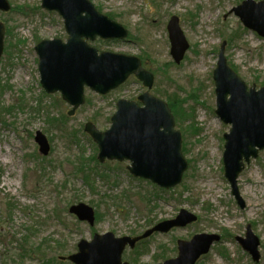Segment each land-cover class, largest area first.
I'll return each instance as SVG.
<instances>
[{
    "label": "rangeland",
    "instance_id": "374dc122",
    "mask_svg": "<svg viewBox=\"0 0 264 264\" xmlns=\"http://www.w3.org/2000/svg\"><path fill=\"white\" fill-rule=\"evenodd\" d=\"M8 1L10 8L0 10V22L5 24L0 57V82L5 85L0 94V264H74L61 256L77 252L81 239L90 241L95 233L108 231L137 236L176 217L182 208L198 219L154 232L134 248L127 246L122 259L130 264L161 263L178 255V240L207 233L220 239L196 264H264V150L238 177L245 203L241 207L223 167L224 133L231 125L215 112L213 71L224 42L228 64L248 87L264 85V37L233 11L243 0H91L100 12L127 28L129 36L97 37L90 43L144 57L155 75L151 93L167 103L166 96L174 100L176 94L175 104L183 101L188 109L187 118L176 121V128L191 162L181 183L168 189L133 176L129 160L100 162L97 143L84 130L88 121L102 131L109 128L117 101L136 99L146 90L142 83L131 76L105 95L87 87L85 103L69 115L71 105L61 93L42 87L35 49L43 39L67 40L63 17L44 8L42 0ZM175 15L189 42L179 64L171 55L167 28ZM190 110L201 129L197 134L183 131L190 129ZM51 116L62 123L54 126ZM38 130L51 145L47 154L39 150ZM79 202L92 206L94 224L69 211ZM248 224L260 240L258 260L237 239L246 237Z\"/></svg>",
    "mask_w": 264,
    "mask_h": 264
},
{
    "label": "water",
    "instance_id": "95a60500",
    "mask_svg": "<svg viewBox=\"0 0 264 264\" xmlns=\"http://www.w3.org/2000/svg\"><path fill=\"white\" fill-rule=\"evenodd\" d=\"M42 6L56 10L64 19L68 38L43 39L35 49L39 55L40 81L48 93L60 91L72 108L69 114L85 102V88L99 94H107L123 84L131 75L152 88L153 72L144 67L139 56L109 50L100 51L91 45L98 36L103 39H125L129 31L121 23L100 12L91 0H42ZM8 0H0V10H8ZM243 24L264 37V0H243L233 8ZM171 42V55L180 63L189 48V42L179 25V18L172 16L167 25ZM5 25L0 22V57L4 51ZM222 44L217 65L213 71L216 91V114L231 125L224 134L223 163L225 176L239 205H245L238 189V177L246 164L264 149V86L248 87L246 82L228 64ZM141 102V104L139 103ZM175 116L169 104L149 90L137 100L119 99L111 118V126L102 131L93 121L85 124V131L98 145V159L129 160L128 170L136 177L151 180L163 188L179 184L188 167L182 151V133L176 129ZM43 154L50 150L46 135L38 130L35 136ZM70 211L80 220L95 222L92 206L80 202ZM197 219V215L182 208L176 217L160 221L143 234L117 237L113 232L96 233L91 241L81 239L79 251L68 256L76 264H130L123 261L122 253L127 245L153 232H167L176 226H184ZM217 234L199 233L189 241L178 240L179 254L156 264H195L206 254ZM238 241L254 260L260 257L259 238L247 225L246 237Z\"/></svg>",
    "mask_w": 264,
    "mask_h": 264
},
{
    "label": "trees",
    "instance_id": "16d2710c",
    "mask_svg": "<svg viewBox=\"0 0 264 264\" xmlns=\"http://www.w3.org/2000/svg\"><path fill=\"white\" fill-rule=\"evenodd\" d=\"M110 15H113V14H110ZM142 60H143V63H144V65L147 67V68H149L148 67V64L146 63V60H145V58L144 57H142ZM150 69V68H149ZM5 85H3L1 82H0V94H1V92H3L4 91V89H3V87H4ZM155 92H157L158 94H160V95H162V96H166V92H161V91H156V89H155ZM174 96H175V99L174 100H172V99H170L169 97H168V95L166 96V99H167V101H168V103H169V106H170V108H171V110H172V112H173V114H174V116H175V118H176V121L178 122V121H180V119H183V118H187V116H188V109L187 108H185L184 106H183V99H181V105L180 104H178V106L175 104V101H177L178 99H179V96H177L176 94H174ZM14 106L15 105H12V106H9V107H7V109L8 110H11V109H13L14 108ZM177 107H179V108H177ZM38 109V108H37ZM190 113H191V115L193 116V120H192V123L189 125L190 126V129H183V131L185 132V133H187V131L189 132V133H193V134H197V133H199L200 131H201V129H199V127H198V123L197 122H195V114H194V111L193 110H190L189 111ZM49 121H51V123L54 125V126H59L61 123H62V120H58V118L57 117H55V116H51V117H49ZM186 150H187V147H186V144H184L183 145V152H185L186 153ZM92 158H94V156L92 157ZM95 159H96V161H97V158L95 157ZM191 161H189V163H190ZM85 166V164H83V167ZM79 170H84V169H80L79 168ZM87 174V173H86ZM86 178H89V175H87V177ZM53 263V262H52ZM52 263H49V264H52Z\"/></svg>",
    "mask_w": 264,
    "mask_h": 264
},
{
    "label": "bare ground",
    "instance_id": "6f19581e",
    "mask_svg": "<svg viewBox=\"0 0 264 264\" xmlns=\"http://www.w3.org/2000/svg\"><path fill=\"white\" fill-rule=\"evenodd\" d=\"M261 191L263 192V191H264V188H262ZM254 206H255L256 208L259 207V203H258V201H255Z\"/></svg>",
    "mask_w": 264,
    "mask_h": 264
},
{
    "label": "flooded vegetation",
    "instance_id": "af4514ba",
    "mask_svg": "<svg viewBox=\"0 0 264 264\" xmlns=\"http://www.w3.org/2000/svg\"><path fill=\"white\" fill-rule=\"evenodd\" d=\"M197 219H198V218H197ZM199 259H200V258H198V260H199ZM198 260H197V261H198Z\"/></svg>",
    "mask_w": 264,
    "mask_h": 264
}]
</instances>
